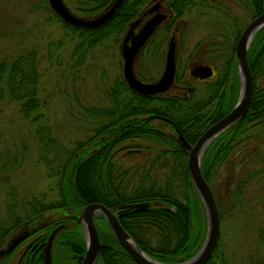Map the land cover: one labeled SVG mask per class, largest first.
I'll list each match as a JSON object with an SVG mask.
<instances>
[{
  "label": "trees",
  "instance_id": "16d2710c",
  "mask_svg": "<svg viewBox=\"0 0 264 264\" xmlns=\"http://www.w3.org/2000/svg\"><path fill=\"white\" fill-rule=\"evenodd\" d=\"M109 1L74 0L73 5L80 14L91 15ZM148 1L123 0L113 16L95 28L71 26L50 9L52 16L70 31V37L75 38L67 58L72 80H76L79 67L96 50L119 40L128 20ZM165 1L173 19L186 16V12L192 10L198 15L228 23L235 18L241 19L237 7L243 8L239 12L247 19L264 9V0ZM165 23L158 29L164 34L161 36L168 33L170 21ZM61 45V39L48 41L45 58H58L57 50ZM253 46L248 54L250 58L253 51L261 55L264 49L261 42L252 51ZM142 55L144 53L136 59L138 64ZM37 61L35 46L11 56H0V99L16 102L21 116L33 122L30 132L38 144L39 157L46 159L47 175L56 177L58 197L45 202H26L23 213H18L17 195L7 190L5 213L0 215V243L25 219L41 211L49 212L52 217L33 233L35 237L22 254L20 264H41L47 235L58 223H62V227L53 238L52 261L58 259L55 251L62 247V255L70 258L71 264H78L85 248L81 225L77 221L79 210L87 202L98 201L114 212L124 211L118 214L120 224L154 259L172 263L190 257L203 239L205 217L187 172L188 149L178 142L176 128L187 142L192 143L207 125L233 104L239 87L233 55L218 74L220 82L214 91L217 96L218 90L222 91L221 104L211 111L207 108L211 101L209 96L137 93L125 83L121 70L102 83L100 101H87L73 94L75 105L68 103L69 110L73 119L84 128V133L70 145L51 133L47 123L38 121L42 100L38 94ZM258 66H263L261 57ZM135 69L143 78L153 77L143 74L138 67ZM182 75L177 72L176 79L181 81ZM104 79L103 74L102 81ZM149 114L161 115L168 120L155 118L156 115L148 117ZM152 120L157 122L153 124ZM262 130L264 86L255 84L244 114L213 137L200 159V171L214 196L219 219L242 211L264 188L251 185L264 179ZM21 159V153L0 152L1 183L9 184V175ZM93 220L99 238V253L94 264H138L117 242L102 216L95 215ZM260 232L264 236V230L260 229ZM219 235L203 264H227V257L219 247ZM259 245L264 250V239ZM62 255L59 254L60 262ZM245 263L264 264V258L253 262L248 255Z\"/></svg>",
  "mask_w": 264,
  "mask_h": 264
},
{
  "label": "rangeland",
  "instance_id": "374dc122",
  "mask_svg": "<svg viewBox=\"0 0 264 264\" xmlns=\"http://www.w3.org/2000/svg\"><path fill=\"white\" fill-rule=\"evenodd\" d=\"M63 2L73 12L79 13L74 9V0H63ZM239 11V17L246 21L244 13ZM186 13L190 21H196L194 19L196 17H190L193 13L192 10ZM183 17L186 18V16ZM192 28L190 32L193 38L194 35L199 36L204 33V28L199 25H194ZM187 33L189 30L186 31L185 37H188ZM70 35V31L52 16L47 0H0V56H11L25 48L35 46L40 73L38 94L42 100L39 107L41 117L38 121L47 123L51 133H54L66 145H70L74 139L82 137L84 133V128L82 129L73 119V114L71 115L69 110L68 103L74 104L73 94L79 95L87 101L93 102L94 99L100 101L98 97L102 83L105 84L115 72L121 70V58L117 50L118 40L114 44H105L96 50V53L87 58L79 67L76 80H72L67 58L75 38ZM56 39L62 40V45L57 50L58 58L48 60L45 58V45L48 41ZM185 40L178 53L181 56V65H178V69L181 70L183 67L187 69L186 54L193 41ZM149 58V53H144L139 64L138 60L135 61L137 65L134 63L133 68L135 71V67H138V70L143 74L155 77L162 67V61L153 65L150 64ZM103 74L104 81H102ZM137 76L139 75L137 74ZM261 82L256 80V85ZM155 122L157 120H152L151 123ZM32 123L21 116L16 102L6 98L0 99V152L8 150V152L22 154L20 164L9 175V184L0 182V215L5 213L3 210L8 199L7 190H12L17 195L16 211L18 213H23L26 202H45L58 197L56 177L47 175L46 159L44 161L41 156L39 157L38 144L33 141L30 132ZM163 127L169 129L166 126ZM261 136H264V130L261 131ZM251 185L254 187L264 186V179ZM251 185L250 188H252ZM260 191V195L255 194L242 211L236 214L229 213L219 219V247L227 257V264H246L245 259L248 255H251L253 262L264 258V250L259 245L260 241L264 239L260 232V229L264 230V195L262 194L264 188ZM44 213L46 217L44 225H46L47 219H50L52 215L49 212ZM17 228L11 230L6 238ZM35 231L26 237H35L33 234ZM24 239L17 243L18 245L11 253H7L8 255L0 259V264H20L21 257L19 255L26 242ZM52 243L53 240L51 247ZM62 251V247L56 249L55 253L58 254V259L52 261V257H50L51 264L52 262L54 264L72 263L70 258L67 259L65 254V256L62 255ZM50 253H52V249H50ZM59 254L63 257L61 262Z\"/></svg>",
  "mask_w": 264,
  "mask_h": 264
},
{
  "label": "water",
  "instance_id": "95a60500",
  "mask_svg": "<svg viewBox=\"0 0 264 264\" xmlns=\"http://www.w3.org/2000/svg\"><path fill=\"white\" fill-rule=\"evenodd\" d=\"M122 2L123 0H110L98 12L91 15H82L73 12L63 0H47L50 9L63 22L80 28H95L101 26L113 16ZM170 13L167 1L149 0L141 11L136 13L128 21L127 27L121 34L117 46L121 58V75L128 87L137 93L152 95L167 94L168 92L175 91L174 93L180 94V88L183 87L174 82L176 38L179 32V23H175L172 26L166 38L163 67L158 76L149 80L142 79L137 76L133 68L135 59L146 40ZM263 23L264 10L247 22L235 42L234 57L238 70L239 89L236 100L231 108L207 125L192 143L187 142L176 128L178 142L188 149L186 158L187 172L190 183L200 199L205 217L204 236L197 250L187 259L177 262L167 263L156 260L148 255L120 224L118 214L124 211L114 212L101 202L91 201L80 207L79 216L77 217L85 242V248L78 264H94L99 253V238L93 220L94 215H100L104 218L117 242L138 264H203L206 261L218 238L219 215L212 191L201 174L200 159L210 140L238 120L247 109L252 91V81L246 59V49L253 31ZM136 26L137 28L134 31ZM44 214V211H41L25 219L5 239L4 243L0 245V259L9 253L24 237L45 224L46 217ZM61 227L62 223H58L49 231L43 247L41 264H51V241ZM24 250L19 257L22 256Z\"/></svg>",
  "mask_w": 264,
  "mask_h": 264
},
{
  "label": "flooded vegetation",
  "instance_id": "af4514ba",
  "mask_svg": "<svg viewBox=\"0 0 264 264\" xmlns=\"http://www.w3.org/2000/svg\"><path fill=\"white\" fill-rule=\"evenodd\" d=\"M237 8L243 11V8H240V7H237ZM255 15L248 18L246 21H243L244 23L240 22L243 19H238V18H235L231 22L223 23L222 20L211 19L210 17H207L206 15H198L194 11L190 15V17L191 16L196 17V18L192 17L196 19V21H190L189 16L187 15H186V18L181 17V18L173 19L170 13V15L156 27L154 33L146 40L143 47L139 51L138 55L140 53L148 52L149 56L152 55L153 57V58L151 57L149 58L150 64L154 65L162 61V67H163V59H164V53H165L167 34L169 33L170 29L175 23H179L180 27H179V32L176 38V67H175L174 82L184 87V88L183 87L180 88L179 95L181 96L186 97L191 94L193 95L192 97H195V98H197V96L211 97V101L207 105V108L211 111L214 109L213 107H215L218 104H221V101L219 100V98L222 95V91L218 90V96H217V93L214 91V89H216L217 86L219 85L220 81L218 82L217 77H218L219 72L221 71L223 64H226L230 56L232 55L234 59L236 77H237L238 86H239L238 70H237V65H236L235 57H234V46L244 26ZM167 21H170L171 23V24H168V28H167L168 33H166L165 36H161L163 32H158V29L160 27H163L166 24L165 22ZM194 25H199L200 27L204 28V31H203L204 33H202L199 36L194 35L195 39L193 38V36L191 35L192 33L190 32L193 29L192 27ZM136 28L137 26L134 28V31ZM186 29L189 30V33H187L188 37H185L186 31H187ZM185 39L193 40V41L191 42V48L188 50L186 54V59L188 63L187 69H185L186 67H183V69L181 70V69H178L179 68L178 65L179 64L181 65L180 63L181 56H179L178 53L181 50L182 44H184V42L186 41ZM260 42L264 44V23L258 26L253 31L251 39L246 49V59H247V64H248L250 74H251L252 87L255 84H257L256 80L262 81L259 84L264 86V49L262 50L261 55L260 54L256 55V51H253L255 46H257V44ZM252 46H253L252 48L253 52L250 55L251 56L250 58L248 54ZM259 57H261V61L263 63V66L261 68L258 66ZM162 67L160 71L162 70ZM179 71L182 73L184 72V74L181 77V81L176 79L177 72ZM155 77L153 76L151 78H144V79L149 80ZM229 85L231 87V84ZM174 92L175 91L168 92L167 94H159V95H173L175 94ZM231 106L226 110V112L231 108ZM153 115H156L155 118L166 119V121L168 120L164 116L157 115V114H153ZM27 238L28 237L24 239L26 240V242L23 245L22 251L24 250L26 246H27L26 248L29 247L28 245L31 243L34 237L33 238L31 237L28 239Z\"/></svg>",
  "mask_w": 264,
  "mask_h": 264
}]
</instances>
